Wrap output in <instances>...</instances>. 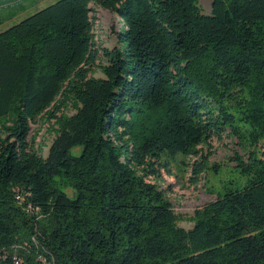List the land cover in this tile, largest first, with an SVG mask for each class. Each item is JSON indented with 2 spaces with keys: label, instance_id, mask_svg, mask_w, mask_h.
Listing matches in <instances>:
<instances>
[{
  "label": "trees",
  "instance_id": "obj_1",
  "mask_svg": "<svg viewBox=\"0 0 264 264\" xmlns=\"http://www.w3.org/2000/svg\"><path fill=\"white\" fill-rule=\"evenodd\" d=\"M210 1L59 0L0 33V264H264V0ZM91 4L122 22L103 78ZM226 133L244 186L177 215L146 178Z\"/></svg>",
  "mask_w": 264,
  "mask_h": 264
},
{
  "label": "rangeland",
  "instance_id": "obj_2",
  "mask_svg": "<svg viewBox=\"0 0 264 264\" xmlns=\"http://www.w3.org/2000/svg\"><path fill=\"white\" fill-rule=\"evenodd\" d=\"M57 1L59 0H0V33ZM198 4L203 14H210V0H198ZM90 7L94 40L98 47V58L92 76L103 78L100 66L107 64L103 55L104 50L113 51L118 47L117 32L122 27V22L115 14L103 10L96 4H91ZM50 112V116L55 117L74 114L72 107H61L59 111ZM57 129L55 118L41 116L30 126L28 136L30 146L46 158ZM197 151V155L189 156L177 154L170 157L162 154L160 162L154 165L157 174L155 177L146 178L147 182L154 184L165 194L174 212L185 218L191 217L196 210L213 202L223 188L240 189L246 182V178L235 170L232 159L234 155H238L246 161L250 148L240 147L235 138L228 133L223 134L220 139L212 137L206 145L198 147ZM195 162H203L205 165L204 172L199 178L192 174ZM64 191L69 197L74 196L72 190ZM178 226L189 230L193 223L185 220L179 222Z\"/></svg>",
  "mask_w": 264,
  "mask_h": 264
},
{
  "label": "built area",
  "instance_id": "obj_3",
  "mask_svg": "<svg viewBox=\"0 0 264 264\" xmlns=\"http://www.w3.org/2000/svg\"><path fill=\"white\" fill-rule=\"evenodd\" d=\"M28 210V209H27Z\"/></svg>",
  "mask_w": 264,
  "mask_h": 264
}]
</instances>
